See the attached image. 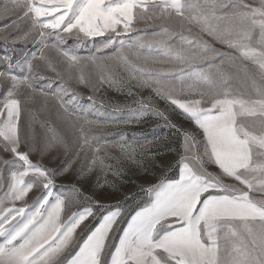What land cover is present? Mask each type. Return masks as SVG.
<instances>
[{"label":"snow or ice","instance_id":"6c2138e0","mask_svg":"<svg viewBox=\"0 0 264 264\" xmlns=\"http://www.w3.org/2000/svg\"><path fill=\"white\" fill-rule=\"evenodd\" d=\"M20 7L42 47L22 62L0 56V80L10 82L0 98V166L7 165L10 175L6 190L0 184V264H264V0H16L3 11ZM149 22L159 25L160 39H137L128 49H158L170 58L162 63L171 62V67L152 70L145 79L134 74L137 65L130 56L144 64L148 57L125 46L128 34ZM70 40L73 44L66 47ZM89 40L99 44L96 52L112 49L114 55L77 54V46ZM45 49L55 50L69 79L72 70L79 71L77 86L96 92L106 85L137 96L134 82L152 89L190 122L188 127L174 122L151 96H137L139 110L132 115L150 112L176 129L179 140L176 156L161 166L155 182L145 178L137 192L124 194L130 203L117 201L105 209L96 193L78 184L66 194L57 178L72 171L75 162L53 169L31 158L36 140L25 132L30 120L22 124L21 116L40 95L46 109L51 104L58 110L69 131L78 130L72 144L58 136L40 148L41 156L53 148L68 152L74 147L79 159L91 150L88 173L102 174L103 183L113 188L117 185L115 179L108 181L109 169L119 177L121 160L141 163L127 142L113 145L121 157L101 155L102 148L93 147L91 129L104 125L76 114L80 94L74 87L62 80L51 97L38 93L35 81L43 77L34 74V61L59 75ZM89 65L100 70L123 66L128 77L101 71L93 81L84 74ZM171 80L192 83L177 87ZM237 82L246 87H236ZM173 165L177 176L168 177ZM96 186L102 187L99 179ZM33 189L29 205L25 198ZM17 201L22 206H15Z\"/></svg>","mask_w":264,"mask_h":264},{"label":"rangeland","instance_id":"374dc122","mask_svg":"<svg viewBox=\"0 0 264 264\" xmlns=\"http://www.w3.org/2000/svg\"><path fill=\"white\" fill-rule=\"evenodd\" d=\"M22 2V0H21ZM200 3H204L205 0H199ZM16 3V0H0V56L11 55L13 62H22L24 57H29L31 53H38L42 45L39 42V36L31 31V19L24 16V9L14 8L10 12L5 13L3 8L5 5L11 6ZM160 28L158 24L151 22L145 24L141 23L136 26V30L128 34L130 39L126 44V50L134 53H138L140 56L148 57L149 63L144 64L142 61H135V57L130 56V59L136 63L137 68L135 75L143 77L145 79L150 78L151 71L160 68L171 67V62L162 63L163 61H170V58L165 57L158 49L148 50L140 49L138 47H132L128 49V44L134 43L137 39L144 42H155L160 39ZM258 39V37H254ZM103 37L96 38L97 41L103 40ZM205 39H208L205 37ZM73 41H69L66 47L71 46ZM99 47L98 43L92 41H85L83 45L77 46V54L82 56L97 55L108 56L114 55L112 49L104 50V52H96V48ZM216 47L220 48L221 45L217 44ZM46 55L53 62L57 72L51 71L44 62L40 60L34 61V74H39L42 79L35 81V86L39 92L47 93L51 97L54 93L60 91L62 80L65 86H72L80 94L75 103L79 105L77 115L86 116L88 120L99 121L103 124L102 128L91 129L90 143L93 147H101V155L105 152L114 157H121L122 153L119 147H113V145L123 144L127 142L130 149H135L136 159L140 160V166L132 164L131 161L121 160L123 165V175L119 177H113L112 170L107 171L108 181H116V188L111 187L109 184L103 183L104 176L97 175V172L89 174L87 169L91 166V160L94 153L91 150H86L81 153L79 159H77L75 152H79L78 148L64 152L62 148H53L43 156L40 154V148L45 144L54 142L58 136H63L64 140L70 144L73 143L75 135L69 131L64 122L58 118V110L53 108L49 104L46 109L43 104V97L37 95L32 104L28 105V108L22 112L21 123L24 124L25 119L30 120V127L25 128V132L29 135H34L37 145V151L33 152L31 158L34 161L45 164L49 168H60L65 165L66 162H72L73 170L65 173L57 178V185L61 191H65L67 194V188L72 185H79L86 192H94L97 194V198L102 200L105 205V209L108 206L116 204L117 201L121 203H130V201H124L123 197L126 192H137L139 185L144 183L145 178L148 181L155 182L161 175V166H166L168 162L172 161L176 156V147L178 144L179 136L176 129L169 126L165 121L150 112H145L142 115L133 116V112H137L138 105L135 103V99L147 98L149 96L156 102L160 109H167L171 114V118L174 122L183 123L185 127L190 126V122L182 121L179 116L176 115L171 108L165 104L163 100H160L155 96L154 92L150 88H137L132 86V91L137 96L128 95L127 91L117 92L113 88H108L106 85L101 87L98 91L93 92L91 88L83 85L77 86L75 79L79 76V71L72 70L71 77L69 79V70L63 62L59 61L58 54L55 50L45 49ZM3 64H0V70H3ZM144 69V71H140ZM186 72L190 69L185 68ZM103 71V74L108 75L111 71L118 78H127L128 71L123 66L110 65L107 69H97L91 65L84 69V74L87 78L91 74L93 81H98L99 76ZM16 74L19 73V69H16ZM172 84L180 87L183 85L185 88L192 81L186 80L184 82L178 80H171ZM10 87V82H4L0 80V98H3L5 91ZM236 87L244 89L246 85L244 83L237 82ZM22 95L26 94L24 89L20 90ZM91 97V99H89ZM68 97H65L67 99ZM95 101V104L92 102ZM119 108L118 111L114 109ZM30 109V113L28 111ZM6 159H11V154H4ZM107 163L113 166H117V161L108 159ZM83 170L84 174L77 176V171ZM214 166L212 169L213 170ZM98 171V170H97ZM166 175L168 177L177 176V168L175 165L168 168ZM97 179L101 181L102 187H97ZM10 182V175L8 166H0V184L4 186V190ZM63 186V187H61ZM33 192H30L25 198L28 204L31 205L33 201ZM146 197L141 199L140 203L144 202ZM21 201L15 202V206H22ZM76 210V209H73ZM67 211V209H66Z\"/></svg>","mask_w":264,"mask_h":264}]
</instances>
